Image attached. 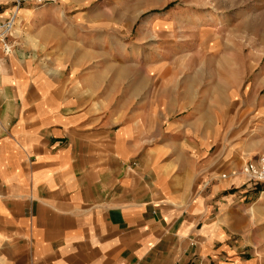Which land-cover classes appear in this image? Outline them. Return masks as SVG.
<instances>
[{
  "label": "crops",
  "instance_id": "1",
  "mask_svg": "<svg viewBox=\"0 0 264 264\" xmlns=\"http://www.w3.org/2000/svg\"><path fill=\"white\" fill-rule=\"evenodd\" d=\"M12 16L0 264H264V186L213 151L173 59L80 38V0H0V31Z\"/></svg>",
  "mask_w": 264,
  "mask_h": 264
},
{
  "label": "rangeland",
  "instance_id": "2",
  "mask_svg": "<svg viewBox=\"0 0 264 264\" xmlns=\"http://www.w3.org/2000/svg\"><path fill=\"white\" fill-rule=\"evenodd\" d=\"M80 22V38L114 40L118 58L173 59L213 120V151L237 147L238 168L264 155V0H80Z\"/></svg>",
  "mask_w": 264,
  "mask_h": 264
},
{
  "label": "built area",
  "instance_id": "3",
  "mask_svg": "<svg viewBox=\"0 0 264 264\" xmlns=\"http://www.w3.org/2000/svg\"><path fill=\"white\" fill-rule=\"evenodd\" d=\"M16 7L24 3L45 4L56 3L59 0H11ZM13 16L7 21L5 27L0 31V42L3 52L8 54L12 51V43L6 39L8 30L12 27ZM239 173L245 176L248 180L255 183H259L264 186V155H259L256 158H250L246 160L241 166ZM225 174H221V177H225Z\"/></svg>",
  "mask_w": 264,
  "mask_h": 264
}]
</instances>
